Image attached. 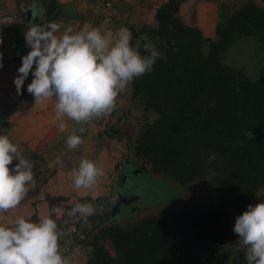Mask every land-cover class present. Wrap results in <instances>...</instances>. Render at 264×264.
I'll list each match as a JSON object with an SVG mask.
<instances>
[{
    "label": "trees",
    "instance_id": "1",
    "mask_svg": "<svg viewBox=\"0 0 264 264\" xmlns=\"http://www.w3.org/2000/svg\"><path fill=\"white\" fill-rule=\"evenodd\" d=\"M41 1L46 22L59 16L57 0ZM184 1L162 3L151 24L128 21L123 26L131 31L133 44L147 36L161 56L150 73L130 85L125 113L138 109L144 124L128 145L124 163L117 161L111 169L106 191L64 197L69 202L57 221L58 230L65 234L69 224L79 219V232L73 236L74 248L82 246L84 253L79 264H246V249L233 227L248 205L264 202V4L249 1L228 10L222 0L208 37L202 28L184 22L179 11ZM97 4L96 0L92 7ZM119 9L120 0H113L111 11L102 10L104 21L94 20L98 25L113 23ZM3 37L0 27V64H11L18 73L21 57L30 51L24 33ZM249 38L255 39L260 52L255 55L254 77L223 63V55L235 43ZM145 54L141 48V55ZM31 79L30 74L25 83ZM26 94L22 87L16 100L5 106L0 129L11 128L10 116ZM246 131L252 139L244 135ZM101 132L113 135L107 127ZM212 154L216 159L209 162ZM28 158L35 173L45 177L44 160L35 152ZM134 161H139L135 174L171 186L174 198L165 206L138 214L142 209L129 202L113 211L120 195L129 197L123 185L117 190V183L125 184V168L129 163L136 166ZM200 188V194L209 197L179 206L181 192ZM77 202L93 204L98 211L87 222L79 213L69 216ZM126 208H134L135 218L116 220ZM32 218L35 221V215ZM70 260L74 262L73 257Z\"/></svg>",
    "mask_w": 264,
    "mask_h": 264
},
{
    "label": "clouds",
    "instance_id": "2",
    "mask_svg": "<svg viewBox=\"0 0 264 264\" xmlns=\"http://www.w3.org/2000/svg\"><path fill=\"white\" fill-rule=\"evenodd\" d=\"M58 32L60 25L56 22L28 24L24 40L30 51L21 57L19 75L13 80L20 94L31 74L27 92L34 97L35 104L55 98L58 121L66 116L77 124H85L93 118L109 116L118 95L134 79L150 73L161 56L147 36H141L133 44L132 33L125 27L118 29L115 42L96 27L75 33L67 28L61 35ZM141 48L145 55H141ZM65 127L60 123L59 131H65ZM79 131L82 133L84 129ZM4 132L7 129H0V133ZM244 135L253 138L250 131ZM82 143V136L75 133L65 140L70 150H76ZM208 159L214 161L215 154ZM14 160L17 163L10 169ZM33 167L32 161L20 155L18 146L7 135L0 134V213L18 207L35 188ZM102 175L103 169L94 161L81 159L78 168L73 169V187L92 189ZM97 211L93 204L77 202L68 215L74 217L79 213L87 222ZM63 212L62 208L53 206L39 222L17 217L12 227L0 225V264H70L59 244L64 233L52 218ZM233 232L246 249V264H264V202L248 205L235 218ZM83 254L82 246L72 251L73 258Z\"/></svg>",
    "mask_w": 264,
    "mask_h": 264
},
{
    "label": "crops",
    "instance_id": "3",
    "mask_svg": "<svg viewBox=\"0 0 264 264\" xmlns=\"http://www.w3.org/2000/svg\"><path fill=\"white\" fill-rule=\"evenodd\" d=\"M57 1L61 5L59 16L49 20L60 25V32L56 33L57 35H61L67 28H71L72 32L75 33L96 27L100 29L102 34L107 35L115 42L117 39L116 32L128 21L137 24H151L157 8L167 0H120V9L118 14L116 12L113 23L106 25H98L90 16V8L96 3V0ZM5 2L6 4L0 2V27L4 29V40L12 36L22 35L27 30L29 23H46V12L41 0H5ZM68 3H77V10L74 11L71 7L65 6ZM28 10L32 11V16L29 21H26L22 11ZM7 65L4 76L6 75L5 80L8 84L4 90L6 92L4 96L8 104L16 100L17 91L13 80L18 76V73L14 71L11 64ZM129 91L130 86L118 95L116 98L118 110L115 112L128 105ZM31 99L34 100V97L27 92L17 104L12 113L13 116H10L11 131L9 132L10 136H8L18 146L20 155L28 157V153L35 152L44 160L48 171L43 178V174H36L35 169H32L35 188L29 191L18 207L6 213H0V225L7 227H12L17 217L32 221V216L35 215V221L39 222V219L48 215L53 206L64 209L69 202V200L65 201L64 197L74 199L75 195L83 196L84 194H98L106 191L110 171L114 166V164H108L107 159L100 154L101 150L104 149V144H107L110 139L102 134L100 125L98 126L101 117L93 118L85 124H77L66 116L58 121L55 119V115L54 118L52 116L55 111L53 102L46 101L44 104H35ZM19 116L21 118H17ZM14 119L16 120L13 121ZM24 120H26L27 128H22ZM60 123L66 125L63 132L59 131ZM80 128L84 129L82 133L79 131ZM73 133L77 135L79 133L83 139V143L76 150L68 149L65 144L66 138ZM85 158L94 161L98 167L102 168L103 175L97 178V183L92 189H75L72 184L73 169L78 168L80 160ZM27 159L30 160V158ZM10 166L13 167V164ZM35 175H38V180L35 179ZM43 182L45 183L40 184ZM60 216L61 214H56L52 218L57 223ZM72 257L69 255V260ZM74 259L79 264L78 256Z\"/></svg>",
    "mask_w": 264,
    "mask_h": 264
},
{
    "label": "rangeland",
    "instance_id": "4",
    "mask_svg": "<svg viewBox=\"0 0 264 264\" xmlns=\"http://www.w3.org/2000/svg\"><path fill=\"white\" fill-rule=\"evenodd\" d=\"M221 1L222 0H186L180 5V9H179L180 16L187 24H194L195 26L202 28V31L205 34V36L210 37L213 33V29L217 21L219 2L220 3L224 2L228 10L229 9L234 10L239 5L247 3L249 1H253L258 5H261L262 3L264 4L263 0H227V1L223 0L222 2ZM0 2L6 4L5 0H0ZM77 5H78L77 3H72V4L68 3L65 6H69L71 7L72 10L76 11ZM256 53H260V52H259V48L256 45L255 39L249 38L242 41L240 40L239 42L235 43L223 55V63L227 66L244 69V71L248 75L254 77L258 69L255 61ZM7 66L8 65H5L4 67H0V119H3V117H6L7 115L6 114L7 111L5 109V106L7 104L6 103L7 99L4 96V94L6 93L4 90L6 89V86L8 84L7 81L5 80L6 75L4 76V71ZM28 84H29L28 82L25 83L24 86L25 89H27ZM31 100L35 102L33 99ZM48 102H53L55 104V98H53V100ZM117 108L111 113L109 119H107V122H104V117H102V119L98 121V126L100 125V130L106 125L105 127H107V130H109V132L113 134L112 136H107L105 134L110 139L107 142V144H104V149L101 150L100 152V154H102L101 156L105 157L108 161V164L110 165L112 164L115 165L117 161H121V164L124 163L127 156L128 145L131 144V142H133V140L137 136V132L144 124L143 118L140 117L138 109H137L138 111L135 109L134 110L131 109V112L126 114L125 113L126 109H124L125 107L124 108L121 107L119 111L115 112ZM54 115H55V111L54 114H52L53 118ZM119 116L120 117L122 116L123 118L121 117L119 121H116ZM17 118H21V116ZM16 119H14L13 121H15ZM12 124L15 125L13 122ZM22 128H27L26 120L23 121ZM10 129L7 131V136L11 131ZM24 158L27 159L28 157L25 156ZM16 163L17 161H13V166ZM134 163H136V166L130 163L128 164V166H126L125 174L128 179L125 181V184L121 181L118 182L117 190L119 189L120 186L122 187L123 185L124 186L123 193L128 196L135 197L131 201V203H133L134 205L136 203L135 206L142 209L141 211L137 212L138 214L140 213L143 214L144 212L152 211L153 209L158 210L165 202H168L170 199L174 198L173 197L174 193L172 192L171 186L164 180L151 179L145 175L135 174V171H137V167L139 166V161L138 162L134 161ZM133 166L136 167L135 170ZM9 168L11 169L12 166ZM42 177L44 178V176ZM201 190L202 188L197 190V192L191 190L184 193L181 192L180 193L181 196H179V206L190 202L191 203L197 202L202 198L209 197V195L205 194V192L200 194ZM133 209L134 208H126L121 214L123 216L120 217V219L119 217H117L116 220L120 222H123L125 218L133 220L136 216V213L134 214ZM126 214L129 215L126 216ZM107 246L108 244H106V247ZM78 258L80 259L79 263H81L82 256L80 255L78 256ZM74 263L76 264L75 259L74 262L70 260V264H74Z\"/></svg>",
    "mask_w": 264,
    "mask_h": 264
},
{
    "label": "built area",
    "instance_id": "5",
    "mask_svg": "<svg viewBox=\"0 0 264 264\" xmlns=\"http://www.w3.org/2000/svg\"><path fill=\"white\" fill-rule=\"evenodd\" d=\"M97 1H98V4L95 7H92V9L90 11V16L93 17L94 19H97L98 22H103L104 18L101 16L102 10L111 11L113 8V0H97ZM116 108H117V104H116L115 109ZM109 116L104 117V122H107V119H109ZM121 169H122V167L119 166L118 171ZM112 175H115V174H112ZM78 221H79V219L75 218L74 222H71L69 224V227L67 228V232L64 234V236L59 241L61 252L64 256L69 254L72 251V249L74 248L75 239L73 236L79 232L78 227H77ZM80 222H81V220H80Z\"/></svg>",
    "mask_w": 264,
    "mask_h": 264
},
{
    "label": "water",
    "instance_id": "6",
    "mask_svg": "<svg viewBox=\"0 0 264 264\" xmlns=\"http://www.w3.org/2000/svg\"><path fill=\"white\" fill-rule=\"evenodd\" d=\"M264 1V0H263ZM23 16H25L26 21H29L31 16H32V11L28 10V11H23ZM135 197L133 196H129V197H125V196H119L117 199V204L114 207L113 211H117L118 210V205H120V203H126L128 204L129 202H131Z\"/></svg>",
    "mask_w": 264,
    "mask_h": 264
}]
</instances>
